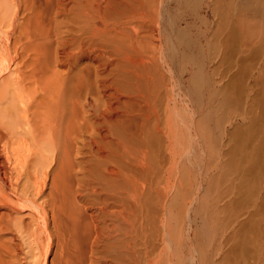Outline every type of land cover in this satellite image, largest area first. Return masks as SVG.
<instances>
[{
  "label": "bare ground",
  "instance_id": "1",
  "mask_svg": "<svg viewBox=\"0 0 264 264\" xmlns=\"http://www.w3.org/2000/svg\"><path fill=\"white\" fill-rule=\"evenodd\" d=\"M159 4L0 0V239L28 207L59 264H177Z\"/></svg>",
  "mask_w": 264,
  "mask_h": 264
},
{
  "label": "rangeland",
  "instance_id": "2",
  "mask_svg": "<svg viewBox=\"0 0 264 264\" xmlns=\"http://www.w3.org/2000/svg\"><path fill=\"white\" fill-rule=\"evenodd\" d=\"M159 6L157 105L177 149V186L165 190L177 264H264V0H160ZM8 30L0 31L1 46ZM15 217L0 239L3 261L59 264L60 247L41 233L33 208Z\"/></svg>",
  "mask_w": 264,
  "mask_h": 264
}]
</instances>
